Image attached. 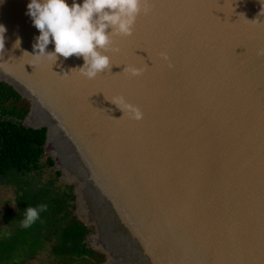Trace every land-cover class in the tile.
I'll return each instance as SVG.
<instances>
[{
    "label": "water",
    "instance_id": "water-1",
    "mask_svg": "<svg viewBox=\"0 0 264 264\" xmlns=\"http://www.w3.org/2000/svg\"><path fill=\"white\" fill-rule=\"evenodd\" d=\"M29 2L0 0V81L31 102L26 124L47 128L93 250L106 264H264L260 0H148L94 80L73 71L82 57L31 56ZM117 96L143 118L123 115Z\"/></svg>",
    "mask_w": 264,
    "mask_h": 264
},
{
    "label": "trees",
    "instance_id": "trees-1",
    "mask_svg": "<svg viewBox=\"0 0 264 264\" xmlns=\"http://www.w3.org/2000/svg\"><path fill=\"white\" fill-rule=\"evenodd\" d=\"M30 111L31 102L0 81V183L19 189L15 219L20 224L10 237L0 239V264H17L33 257L44 249V241L57 264H103L106 255L85 244L94 229L77 214L75 186L60 182L61 173L48 156L47 128L34 129L26 124ZM45 168L54 170L55 178L42 183ZM40 204H46L47 210L30 227H23V212Z\"/></svg>",
    "mask_w": 264,
    "mask_h": 264
},
{
    "label": "clouds",
    "instance_id": "clouds-1",
    "mask_svg": "<svg viewBox=\"0 0 264 264\" xmlns=\"http://www.w3.org/2000/svg\"><path fill=\"white\" fill-rule=\"evenodd\" d=\"M264 5V0H260ZM148 0H30L27 15L33 26L39 31L35 37V56L57 61L76 56L83 58V65L73 71L88 79L94 80L101 73L110 71L112 66L110 51L113 48V37H131L138 17L149 12ZM7 29L0 24V51L5 44ZM21 38L17 37L15 47H19ZM49 44L54 45L53 52H47ZM27 53V52H25ZM162 58L168 56L162 53ZM132 77L142 74V69L129 66L124 68ZM123 115L140 121L143 113L140 108L128 103L123 96L109 100ZM47 210L46 204L29 206L23 213V227H30L39 219V214Z\"/></svg>",
    "mask_w": 264,
    "mask_h": 264
},
{
    "label": "rangeland",
    "instance_id": "rangeland-1",
    "mask_svg": "<svg viewBox=\"0 0 264 264\" xmlns=\"http://www.w3.org/2000/svg\"><path fill=\"white\" fill-rule=\"evenodd\" d=\"M42 164L46 165V158L42 160ZM55 172L52 169L45 168L40 176L42 183H47L54 180ZM60 182L65 184L64 182ZM19 194V189L10 184L0 183V239L5 237H10L11 234L19 227V223L15 219L18 217L19 209L16 205L17 196ZM78 214V213H77ZM94 233V232H93ZM90 234L89 236L93 235ZM45 242V241H44ZM44 249L38 252L33 257H30L24 261H19L17 264H57L53 262L50 258L49 245L45 242ZM89 249L93 250L90 241L85 243ZM11 264V263H10ZM16 264V263H15ZM71 264H88L81 263L80 261L73 262ZM103 264H106L103 263Z\"/></svg>",
    "mask_w": 264,
    "mask_h": 264
}]
</instances>
